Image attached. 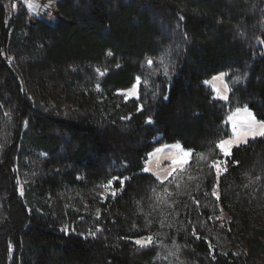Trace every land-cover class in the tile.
<instances>
[{
    "label": "trees",
    "instance_id": "1",
    "mask_svg": "<svg viewBox=\"0 0 264 264\" xmlns=\"http://www.w3.org/2000/svg\"><path fill=\"white\" fill-rule=\"evenodd\" d=\"M14 2L0 0V264L264 260V137L225 161L216 147L229 108L264 121V0ZM158 61L151 92L120 98ZM219 73L225 105L204 85ZM173 142L210 156L186 190L143 171ZM113 177L127 179L101 187Z\"/></svg>",
    "mask_w": 264,
    "mask_h": 264
},
{
    "label": "rangeland",
    "instance_id": "2",
    "mask_svg": "<svg viewBox=\"0 0 264 264\" xmlns=\"http://www.w3.org/2000/svg\"><path fill=\"white\" fill-rule=\"evenodd\" d=\"M18 1L20 0H15L14 3L17 5ZM15 9L16 7L13 8L11 11H15ZM174 34H175L174 32H169V35L167 36L169 39L174 38L173 37ZM160 69H159V61L157 62L156 67H155V63L154 66H150L148 64L145 65L141 75L134 78V82L132 83V85L125 90L118 91L117 94L120 96V98H122L125 101L134 99L138 95V89L140 84L145 87L146 94L147 92H151L152 91L151 83L148 82V79H150L152 82L153 79L152 76H155L157 71H159ZM137 78H139V83H137ZM204 85L208 89H210L214 100L220 102L223 105L229 102L230 89L228 88V85L226 83L224 73H220L205 80ZM245 108H247L248 112H251L252 115L255 116L254 113L246 105L235 106L229 108L226 111L225 120H226V125L228 127V136L223 140L232 141L231 150L235 147L247 143L248 140L250 139L257 137H264L259 135L260 126L258 123L256 124L254 131H250L248 128L244 126L243 120L247 116V113L244 111ZM237 109H240L241 111L238 113L236 111ZM255 119L257 122L261 121L258 120L256 117ZM234 124H235V131L233 130ZM177 144H179L183 150H188L184 148L179 142H173V143L157 146L152 150L151 152L152 155L148 156L147 160L145 161L143 171L147 167L149 171H144V172L153 175L156 179H157V175H159L160 177H167V179H164L163 181H171L173 184H175L176 187L182 186L181 188H183V190H186L187 188L184 187L183 185H185L187 182L191 184L193 181L196 180V178L199 175V172H201L202 167L209 163L210 156L205 153L193 154L187 165L173 166L171 161L177 158L179 155H181L180 150L175 147ZM156 149H162V151L156 152L155 151ZM221 154H222V161L223 160L225 161V158L227 156H225L222 152ZM173 167L176 168V171L173 172L172 175H169V173L172 172ZM221 167L224 166L221 165ZM229 249L230 248L227 247V250ZM254 264H264V260L263 259L256 260Z\"/></svg>",
    "mask_w": 264,
    "mask_h": 264
},
{
    "label": "snow or ice",
    "instance_id": "3",
    "mask_svg": "<svg viewBox=\"0 0 264 264\" xmlns=\"http://www.w3.org/2000/svg\"><path fill=\"white\" fill-rule=\"evenodd\" d=\"M12 6H13V8H15L16 4L13 3ZM27 6L30 9L32 8V4L31 3H29ZM180 19L182 20L183 17H181ZM257 40L260 43L264 44V40H260L259 37L257 38ZM108 55L110 56V55H112V53L109 52ZM9 59H11V58L9 57ZM147 62L149 64H152V60L151 59H149ZM221 75H223V74H221ZM137 83H139V78H137ZM225 87H227V86H225ZM236 111L239 113L241 110L237 109ZM244 111L247 113L246 118L243 120L244 126L246 128H248L250 131H254L255 130V126L258 123L259 126H260L259 135L264 136V121L257 122L256 119H255V116H253L251 112H248L247 108H245ZM233 130L235 131V124L233 125ZM0 147H2V146H0ZM175 147L180 150L181 155H179L177 158H175V159H173L171 161L172 165L173 166H175V165H181V166L187 165L189 160L191 159V157L193 155L192 150L191 149L183 150L179 144H177ZM216 147H218L225 156H230L231 155L232 141L231 140L218 141L217 144H216ZM155 151L156 152H160V151H162V149H156ZM151 155H152V153H149V156H151ZM233 163H238V162L233 161ZM209 167L215 168L218 178H219V176L221 175L222 172L227 170L226 167H221V162L220 161L212 162L209 165ZM144 171H149V169L146 167L144 169ZM175 171H176V168L173 167L172 172H170L169 175H172V173L175 172ZM125 179H127V178L120 179L119 177H113L112 179L107 181V184L101 185V187H103V188H105L107 190L112 185L114 180H119L120 184L123 186ZM157 179L161 180V182H163V180L167 179V177H160L159 175H157ZM165 191H167V190L165 189ZM115 194H116L115 191H113L112 195H115ZM212 195L215 196L217 199H219L218 192L216 191L215 186H214V190L212 192ZM196 203H197V205H199L198 201ZM209 219H212V217H209ZM216 219L219 220L220 217H216ZM148 223H151V221H149ZM64 231H67V226H65ZM90 234L93 235V236L95 235V233H90ZM195 234H196L195 230H193V235H195ZM197 239H200V237L197 236ZM135 243L137 245L141 246V247H147V246H149V245H151L153 243V236L149 235V236H146V237H140V238L135 240ZM209 248L210 249L212 248L211 244H209ZM9 250H11V244L9 245Z\"/></svg>",
    "mask_w": 264,
    "mask_h": 264
}]
</instances>
